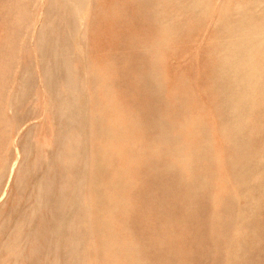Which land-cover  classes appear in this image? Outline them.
<instances>
[{
  "label": "rangeland",
  "instance_id": "rangeland-1",
  "mask_svg": "<svg viewBox=\"0 0 264 264\" xmlns=\"http://www.w3.org/2000/svg\"><path fill=\"white\" fill-rule=\"evenodd\" d=\"M0 264H264V0H0Z\"/></svg>",
  "mask_w": 264,
  "mask_h": 264
}]
</instances>
